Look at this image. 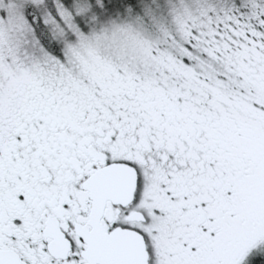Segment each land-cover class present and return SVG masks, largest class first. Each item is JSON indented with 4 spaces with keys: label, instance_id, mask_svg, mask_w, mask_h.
I'll use <instances>...</instances> for the list:
<instances>
[{
    "label": "snow or ice",
    "instance_id": "snow-or-ice-1",
    "mask_svg": "<svg viewBox=\"0 0 264 264\" xmlns=\"http://www.w3.org/2000/svg\"><path fill=\"white\" fill-rule=\"evenodd\" d=\"M0 264H264V0H0Z\"/></svg>",
    "mask_w": 264,
    "mask_h": 264
}]
</instances>
